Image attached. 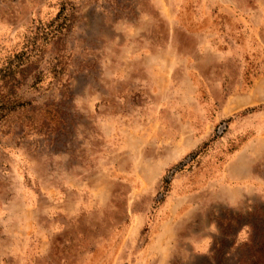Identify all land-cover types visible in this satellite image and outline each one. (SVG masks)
Listing matches in <instances>:
<instances>
[{"label": "rangeland", "instance_id": "obj_1", "mask_svg": "<svg viewBox=\"0 0 264 264\" xmlns=\"http://www.w3.org/2000/svg\"><path fill=\"white\" fill-rule=\"evenodd\" d=\"M6 80L0 264H243L264 0H0Z\"/></svg>", "mask_w": 264, "mask_h": 264}, {"label": "trees", "instance_id": "obj_2", "mask_svg": "<svg viewBox=\"0 0 264 264\" xmlns=\"http://www.w3.org/2000/svg\"><path fill=\"white\" fill-rule=\"evenodd\" d=\"M59 14L56 17H59ZM63 28H66V26H63ZM54 31H56V34H60L58 29L52 30L50 40L55 38L56 34L53 33ZM58 85L61 93H64L67 89V83H59ZM12 88L13 80L3 81L0 85V118L3 117V113L7 115L16 102L12 98ZM250 216L253 217V220L250 219ZM244 225L248 228V235L246 241L241 246V248H245L246 252L243 264H264V208L259 214L256 212L253 215L249 214ZM224 227L221 231L225 229V232H228L231 229L228 223Z\"/></svg>", "mask_w": 264, "mask_h": 264}]
</instances>
